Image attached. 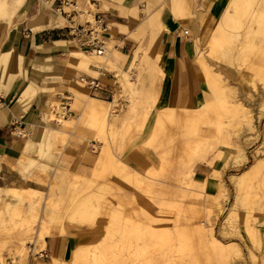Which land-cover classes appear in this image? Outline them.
<instances>
[{
	"label": "rangeland",
	"instance_id": "1",
	"mask_svg": "<svg viewBox=\"0 0 264 264\" xmlns=\"http://www.w3.org/2000/svg\"><path fill=\"white\" fill-rule=\"evenodd\" d=\"M7 1L12 13L14 0ZM194 1L183 0L184 17L192 15ZM206 5L203 0V10ZM223 12L213 20L202 14L207 33L199 55L226 81L225 101L211 92L203 106H196L204 112L184 108L189 111L184 121L171 120L170 108H153V89L156 97L150 90L145 96L138 92L146 89L144 75L155 72L145 50L126 74L116 70L113 97L100 99L82 81L85 85L72 86L71 95L53 97L34 123L17 125L20 153L10 161L0 158V264H49L36 254L51 234H64L66 228L78 246L58 264H206L210 258L212 264H264V37L245 39L247 21L239 14L211 53ZM104 56L103 63L107 52ZM108 63L107 69L115 68L110 58ZM85 95L105 101L103 122L88 116ZM49 121L62 133L47 139L41 128ZM108 151L126 171L103 160ZM29 156L32 164L22 165ZM198 163L217 168L202 183L194 177ZM255 163L256 171L234 182L232 174ZM51 199L56 213L44 231L39 217ZM33 209L39 217L27 224ZM212 241L227 254L212 250ZM80 248L86 257L76 260L73 253Z\"/></svg>",
	"mask_w": 264,
	"mask_h": 264
},
{
	"label": "crops",
	"instance_id": "2",
	"mask_svg": "<svg viewBox=\"0 0 264 264\" xmlns=\"http://www.w3.org/2000/svg\"><path fill=\"white\" fill-rule=\"evenodd\" d=\"M62 1L24 0L9 14L12 16L16 12L11 18L8 15L0 19V158L10 161L20 153L22 140L14 134L18 124L34 123L53 97L71 95L72 86L85 85L83 79L99 80L101 87L93 93L100 99L113 97L117 89L116 70H123L125 72H120L126 74L135 62L143 58L145 50L156 64L153 65L155 72L144 75L147 78L146 89L138 92L141 96H145L150 89L156 92L157 100L153 108L199 109L211 98L197 63L199 48L207 33L202 14L209 20L216 19L228 0H206L204 10L203 0H195L192 15L186 14L184 18H178L173 13L176 0H69L68 5L62 4ZM182 4H178L179 7L182 8ZM95 18H102L106 25L104 35L108 57L104 64L101 62L104 56L101 55V60H93L85 67L72 57V53L78 50L77 46L79 50L88 51L74 36L71 27H91ZM5 54H8L7 59L3 61ZM109 58L115 65L113 69L106 68L110 66ZM151 79H154L153 84ZM51 90H54V95ZM151 90L150 93L154 94L150 96L156 97ZM100 99L85 95V107L89 117H99L103 122L107 113L106 100ZM94 105L98 106L95 108ZM198 105L200 107H196ZM82 118L78 116L79 120ZM49 125L59 130L53 124ZM105 157L103 160L110 167L126 171V167L112 153L106 152ZM32 162L29 156L21 164L30 166ZM213 167L216 168L215 165L209 167L198 163L194 173L197 180H194L199 183L206 181ZM22 189L29 190L31 194L37 193L34 188ZM54 201L47 200L45 215L43 211L40 213L47 223L49 215L56 213V206L52 207V203H56ZM32 206H29L30 210ZM33 211L38 215V210ZM39 221L42 227L44 221ZM64 230H61L64 234L50 235L45 249L41 251L44 255L39 257L48 261L52 256L60 259L64 255L67 259L70 257L78 246V240L68 234L67 228L66 232Z\"/></svg>",
	"mask_w": 264,
	"mask_h": 264
},
{
	"label": "bare ground",
	"instance_id": "3",
	"mask_svg": "<svg viewBox=\"0 0 264 264\" xmlns=\"http://www.w3.org/2000/svg\"><path fill=\"white\" fill-rule=\"evenodd\" d=\"M13 1V0H12ZM24 0H14L13 1V9L12 10H16L17 8H19L22 4H23ZM177 6L173 7L171 6V8L173 7V13L176 17H180V18H184V12L182 11L181 6L179 7L178 4H182L183 0H176L175 1ZM172 3V1H171ZM175 5V4H173ZM9 12V4L7 0H0V19L2 18H6L9 17L10 15ZM244 18L245 17V21H247L246 23V27H247V33L245 34V39L248 38H252V39H257L258 36L260 37H264V27H261V24H264V0H228L226 7L224 9V12L222 14V17L220 18L219 24L216 27V34L217 36H214L211 45H210V52L213 53L216 51V48L218 46V44L220 43L221 40L225 39L227 37L226 34L228 30H230L231 26L237 21L239 20L237 17L239 16ZM9 15V16H8ZM237 16V17H236ZM239 17V18H240ZM11 18V16H10ZM10 22V21H9ZM257 25V28L254 27V25ZM255 25V26H256ZM37 26V25H36ZM235 26V24H234ZM158 27V25L156 24V28ZM244 27V26H243ZM232 29V28H231ZM35 30V29H34ZM231 32V31H230ZM214 35V34H213ZM261 39V38H260ZM251 42V41H250ZM250 42L248 41V44H250ZM259 43V42H258ZM209 46V45H208ZM247 47V46H246ZM249 47V46H248ZM251 47V46H250ZM249 47V49H250ZM264 47V45H263ZM263 49V48H262ZM107 52V51H106ZM106 52L104 54H102L103 56L106 54ZM217 52V51H216ZM263 53V52H262ZM260 54L263 56V54ZM8 54L4 55V60H6V56ZM215 55V54H214ZM101 55H97V54H87L86 52L82 51V50H75L72 53V57L75 58L76 61H78V63H80V65H84L85 67H87L93 60H101ZM105 57V56H104ZM6 58V59H5ZM103 58V57H102ZM99 62V61H98ZM101 63V62H100ZM103 63V62H102ZM149 63V62H148ZM197 63L199 64V67L201 68L203 75H204V80L206 81L208 88L210 90V92H212L214 95H216L220 101L224 100L225 101V89L228 87L226 83V81H223L222 79H220V77L218 76L219 74L215 71H213L211 65L207 62L206 58L204 57V55H199L197 58ZM104 64V63H103ZM103 64H101L103 66ZM114 64V63H113ZM91 65V64H90ZM107 65V64H106ZM154 65V64H153ZM155 67V66H154ZM225 82V83H224ZM127 83L129 85L132 84V81L128 80ZM126 87V85H125ZM230 87V86H229ZM128 88V87H127ZM34 89V88H31ZM36 89V88H35ZM34 91V90H33ZM32 92V91H31ZM24 93V92H23ZM28 93V92H27ZM32 94V93H31ZM35 94V92L33 93ZM30 95V94H29ZM88 97V96H87ZM86 97V98H87ZM24 99V98H23ZM22 100V99H21ZM98 100V99H97ZM29 101V100H28ZM92 104V103H91ZM95 104V103H94ZM98 104V103H97ZM87 105V104H86ZM89 105V104H88ZM99 105V104H98ZM97 105V106H98ZM238 105H240L238 103ZM95 108L97 107L96 105H94ZM102 107V105H101ZM239 107V106H238ZM94 109V107H93ZM245 109V108H244ZM92 110V109H90ZM240 110V109H239ZM242 110V109H241ZM26 111V110H25ZM198 113H202L205 111L204 108H199V110H197ZM94 112V111H93ZM95 113V112H94ZM97 113V112H96ZM101 113V112H100ZM189 111L185 110L184 108H170L166 110V115L168 118H170L171 120H177V121H184L186 119V117L188 116ZM103 117V116H102ZM65 122H68L67 120H65ZM51 122H47V125L44 126V128L42 127L41 129L43 130V132L46 133L47 139L48 137H51L52 135L54 136V134H59L62 133L61 130H56L53 129L52 127H50ZM103 124L106 125L107 130L109 131H113V123H111L109 120L105 121ZM104 127V126H103ZM107 132V131H106ZM114 132V131H113ZM46 142V141H45ZM47 143V142H46ZM49 144V143H48ZM44 144L41 143V147H43ZM243 159L246 158V156L244 154H242ZM34 160V159H33ZM32 160V161H33ZM112 160V159H111ZM113 160H116L115 158ZM259 163V162H258ZM258 163L255 164H251L247 169H245L244 171H242L239 174H232V177L234 178V182H236V180H244L246 178H248L251 173H253L254 171H256ZM259 167V166H258ZM82 178V177H81ZM80 181V180H79ZM157 185L161 184L162 187H164V183L157 181L156 182ZM166 184V183H165ZM220 186H222L220 184ZM14 189V188H13ZM17 189V188H16ZM20 190H25L26 189H22V188H18ZM55 202V201H54ZM57 203V202H56ZM56 203L53 204L52 203V207L56 206ZM48 205V204H47ZM56 208V207H55ZM50 209V208H49ZM42 213V212H41ZM51 213V212H50ZM80 213V212H79ZM48 214V213H47ZM37 216L34 212L33 214L28 217L26 219L27 224L29 223H35L37 221ZM42 216V215H40ZM39 217V216H38ZM81 218V217H80ZM39 219L43 220V230H48L50 228V226H48V224H46L47 222L44 220V218L39 217ZM46 222V223H45ZM48 232V231H47ZM41 235H43V232H41ZM200 235V234H199ZM212 236V235H211ZM198 238V237H196ZM212 238V237H211ZM216 239V238H215ZM214 240V239H213ZM194 241V240H193ZM210 241V240H208ZM195 242V241H194ZM197 242V241H196ZM199 242V241H198ZM209 243V242H208ZM213 243V241H212ZM216 243V242H215ZM213 243L214 247H211L212 250H216L218 253H220V256L223 254H227L226 252H228L227 250H225L224 248L220 247V244H215ZM197 244V243H196ZM199 244V243H198ZM200 245V244H199ZM203 245V244H202ZM224 246V245H223ZM80 247V246H79ZM236 247V246H235ZM204 248V247H203ZM209 248V247H208ZM227 248V247H225ZM232 248H233V244H232ZM235 250V249H234ZM231 251V250H230ZM229 251V252H230ZM39 253V252H38ZM83 253L85 254V252H83V249L80 248L77 251H75L73 253V258L76 260H81L84 259V257H86V255L84 256ZM203 254V253H202ZM205 254V253H204ZM212 254V253H209ZM208 255V252H207ZM216 256V254H214ZM210 256V255H209ZM213 256V255H212ZM219 256V255H218ZM219 256V257H220ZM223 257V256H222ZM208 258V257H207ZM214 258V257H212ZM217 258V257H216ZM215 258V259H216ZM209 259V258H208ZM60 258H57L56 256H52V258L49 260V264H58L60 262ZM200 260V258H199ZM202 260V259H201ZM214 261V259H213ZM79 262V261H78ZM76 262V264L78 263ZM190 262V261H189ZM195 262V261H194ZM66 263V262H65ZM205 263V261H204ZM79 264V263H78ZM196 264V263H195ZM198 264V263H197ZM206 264H212V260L210 258V261H208Z\"/></svg>",
	"mask_w": 264,
	"mask_h": 264
},
{
	"label": "built area",
	"instance_id": "4",
	"mask_svg": "<svg viewBox=\"0 0 264 264\" xmlns=\"http://www.w3.org/2000/svg\"><path fill=\"white\" fill-rule=\"evenodd\" d=\"M69 0H63L62 4L68 5ZM68 14V13H67ZM94 24L91 27L78 25L72 26V30L74 32V36L77 37L78 41L83 47L87 48L89 54H97L102 55L107 51V42L105 38V30L106 25L104 24V20L102 18H95ZM87 24H92L88 22ZM86 85L92 90L96 91L101 87V84L98 79H89V80H82ZM2 99L0 98V103ZM70 107L69 102H64L62 104V108L64 110H68ZM36 255L43 256L44 252L37 253ZM12 264L15 262L12 261Z\"/></svg>",
	"mask_w": 264,
	"mask_h": 264
}]
</instances>
